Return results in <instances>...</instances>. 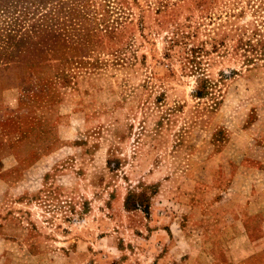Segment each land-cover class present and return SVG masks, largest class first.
I'll return each instance as SVG.
<instances>
[{
  "label": "rangeland",
  "instance_id": "374dc122",
  "mask_svg": "<svg viewBox=\"0 0 264 264\" xmlns=\"http://www.w3.org/2000/svg\"><path fill=\"white\" fill-rule=\"evenodd\" d=\"M262 201L264 0H0L9 260L194 264Z\"/></svg>",
  "mask_w": 264,
  "mask_h": 264
},
{
  "label": "crops",
  "instance_id": "0c3cea01",
  "mask_svg": "<svg viewBox=\"0 0 264 264\" xmlns=\"http://www.w3.org/2000/svg\"><path fill=\"white\" fill-rule=\"evenodd\" d=\"M250 207L254 208V205L250 204ZM259 207H264L263 201L260 204L256 203V208ZM261 212L264 210L262 209ZM248 215L253 217L251 212H248ZM3 222L5 221L0 217V225ZM260 228L261 232L254 235L251 233L248 220H241L240 234L229 233L227 236L229 241H226L224 248H194V250L196 249V262L194 264H264V220L261 222ZM12 244L18 243L10 240L0 230V264H34L33 262L14 263V260H9V251H13L15 248ZM191 259L192 257L184 258L180 264H191Z\"/></svg>",
  "mask_w": 264,
  "mask_h": 264
},
{
  "label": "trees",
  "instance_id": "16d2710c",
  "mask_svg": "<svg viewBox=\"0 0 264 264\" xmlns=\"http://www.w3.org/2000/svg\"><path fill=\"white\" fill-rule=\"evenodd\" d=\"M54 52L57 54L56 51H54ZM196 96H202V94L198 91V92H196Z\"/></svg>",
  "mask_w": 264,
  "mask_h": 264
}]
</instances>
